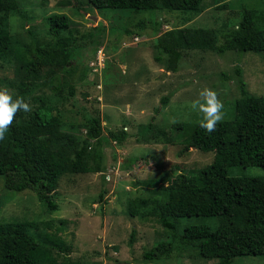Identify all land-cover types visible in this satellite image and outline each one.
<instances>
[{
    "label": "trees",
    "instance_id": "obj_1",
    "mask_svg": "<svg viewBox=\"0 0 264 264\" xmlns=\"http://www.w3.org/2000/svg\"><path fill=\"white\" fill-rule=\"evenodd\" d=\"M203 1L86 0L97 10L186 12V21L205 9ZM78 2L81 5V0ZM23 4L25 0H0V69H17L14 100L31 94L38 87L56 93L63 80L73 97L74 76L83 59L87 57L89 68L93 70L97 66L89 63L97 61L100 49L105 56L104 46L109 49L123 42V35H114L111 26L101 21L78 37L75 21L63 15L54 21L50 14L44 19L51 38L39 40L26 23L32 20L29 16L35 15L27 13ZM76 8L81 9L80 6ZM12 15L26 27L32 37L31 44L24 45L22 39L12 33L9 22ZM148 21L141 20L135 26L139 30L150 27L154 35L151 42L156 53L154 58L157 62H165L167 68L179 67L182 49H209L218 55L227 51L261 53L264 60V9H243L239 22L226 30L183 26L161 31L160 21ZM106 34L109 37L105 41ZM123 34H132L131 40L137 36L129 29ZM116 36L120 38L116 40ZM102 69L99 68V73ZM61 72L68 75V82L67 75L62 77ZM235 75L237 96L229 109L231 115L217 125L215 132L202 129L200 120L178 125L181 132L175 142L182 145L181 150L212 151V161L193 173L181 169L170 173L167 178L154 181L155 189L150 191V196L127 200L129 216L154 218L169 237V240L155 242L144 252L143 257L148 262L166 260L192 249L203 259L216 260L217 264H231L240 256H264V172L231 174L232 168L237 166H259L264 171V94L255 95L248 90L240 67H236ZM0 86L14 89L4 83L3 76ZM167 101L168 97L164 96L160 104ZM161 105L156 112L161 110ZM73 107L77 108L82 121L68 128L52 106L39 105L30 113L21 112L25 119L18 112L6 138L0 141V177L4 187L12 192L32 191L44 212L58 209L53 194L60 177L65 174L98 172L102 173L105 184L106 146L110 142L120 146L130 136L125 125L104 134L98 116L74 103ZM169 133L166 127H156L151 118L137 134L140 142L168 143ZM131 161L130 166H133ZM105 192L104 189L98 197L101 206L106 202ZM193 216L213 217L216 224L214 227L189 224L178 234L180 219ZM43 224L46 226L40 229L39 225ZM52 227L51 221L44 223L34 218L0 221V264H79L78 260L72 261L71 246L58 234L62 229L55 226L51 230Z\"/></svg>",
    "mask_w": 264,
    "mask_h": 264
},
{
    "label": "rangeland",
    "instance_id": "obj_2",
    "mask_svg": "<svg viewBox=\"0 0 264 264\" xmlns=\"http://www.w3.org/2000/svg\"><path fill=\"white\" fill-rule=\"evenodd\" d=\"M78 1L25 0L23 8L35 15L29 16L32 20L26 23L32 33H36L39 40L43 41L51 38L44 19L49 14L54 21L58 20L59 15L75 21L79 29L75 35L78 37L101 21V24L111 26L114 35H123V42H117L116 46H109V49L104 46L105 63L99 55L97 63H93L97 66L93 70L89 68L85 59L87 57L83 59L74 76L73 97L63 80L61 89L56 93L38 87L23 99L30 103L32 110L39 105L52 106L54 111L61 114L67 128L72 123L82 121L77 108L73 107L74 103V106L85 107L88 112L99 117L104 134L125 125L130 136L120 146L114 142L106 146L105 170L110 168L108 171L113 172L106 176L105 184L102 173L98 172L61 176L53 194L58 209L51 212L42 210L35 193L27 189L9 191L0 177V221L14 218L42 219L44 223L51 221V230L55 226L62 229L58 234L71 246L69 256L72 261L78 260L79 264H217L216 260L203 259L193 249L166 260L146 261L144 252L155 242L169 240V237L154 218L129 216L126 203L132 197L150 196V191L155 189V180L165 179L180 169L193 173L212 161V151L201 152L194 148L181 150L182 145L175 142V137L179 139L178 133L181 132L178 125L192 124L202 119V114L193 111L190 105L200 98L199 92L205 87L218 93L224 103V119L230 117L229 109L237 96L234 83L236 67H240L251 93L264 94V60L261 53L227 51L218 55L209 49H182L179 67L167 68L165 62H157L154 58L156 53L151 43L154 35L150 27L139 30L135 24L141 20H157L162 23L161 31L183 26L226 30L239 22L243 9L263 10L264 0H204L205 9L190 21L185 20L186 12L97 10L86 0H81V5ZM77 6L81 9L78 10ZM9 22L12 33H16L24 45L31 44L32 37L26 27L18 22L17 16H10ZM64 22L68 23L67 20ZM126 29L137 35V44L132 43V34H123ZM114 35L111 33L112 37ZM108 37L106 34L105 41ZM119 38L116 36V40ZM9 67H13V64H9ZM100 67L103 69L99 73ZM61 73L62 77L67 75ZM2 76L5 84L13 86L11 88L14 89L9 91L15 96L17 69H0ZM164 96L168 97V101L161 105L160 100ZM160 105L161 110L156 112L155 109ZM21 112L22 119H25L24 112ZM151 118L156 127H166V131L170 132V142L138 140V130ZM133 158L136 160L132 162ZM130 161L133 166H130ZM263 172L259 166H237L232 168L231 174L258 175ZM104 189L103 198L106 202L101 206L98 197ZM189 224L214 227L216 220L213 217H183L177 233L181 234ZM45 226L39 225L40 229ZM231 264H264V256H240Z\"/></svg>",
    "mask_w": 264,
    "mask_h": 264
},
{
    "label": "clouds",
    "instance_id": "obj_3",
    "mask_svg": "<svg viewBox=\"0 0 264 264\" xmlns=\"http://www.w3.org/2000/svg\"><path fill=\"white\" fill-rule=\"evenodd\" d=\"M135 37L134 40H132L134 44L138 41L135 40ZM100 51L103 54V50L100 49ZM98 57L99 54L97 53V61L99 59ZM101 57L102 61H104V54L101 55ZM97 61H91L89 64L92 63L91 65H93V63H97ZM199 97V99L191 103L190 107L193 111H198L202 114L199 126L206 132L213 133L217 130V125L224 119V103L219 99L218 93L215 90L207 87L199 92ZM21 111L30 113L32 111L30 103L25 102L23 98L14 100L7 87L0 88V141L6 138L5 134L13 124L16 114ZM108 170L104 171L105 178L108 174L113 172Z\"/></svg>",
    "mask_w": 264,
    "mask_h": 264
},
{
    "label": "built area",
    "instance_id": "obj_4",
    "mask_svg": "<svg viewBox=\"0 0 264 264\" xmlns=\"http://www.w3.org/2000/svg\"><path fill=\"white\" fill-rule=\"evenodd\" d=\"M135 40H138V38L135 37ZM98 54H99L100 56L103 55L102 52H101L100 50H99ZM98 58H99V57H98Z\"/></svg>",
    "mask_w": 264,
    "mask_h": 264
}]
</instances>
